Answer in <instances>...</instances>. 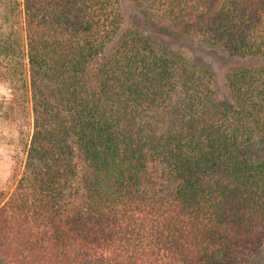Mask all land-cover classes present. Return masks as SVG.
I'll list each match as a JSON object with an SVG mask.
<instances>
[{"label":"trees","instance_id":"1","mask_svg":"<svg viewBox=\"0 0 264 264\" xmlns=\"http://www.w3.org/2000/svg\"><path fill=\"white\" fill-rule=\"evenodd\" d=\"M1 3L31 128L0 264H264V0Z\"/></svg>","mask_w":264,"mask_h":264},{"label":"rangeland","instance_id":"2","mask_svg":"<svg viewBox=\"0 0 264 264\" xmlns=\"http://www.w3.org/2000/svg\"><path fill=\"white\" fill-rule=\"evenodd\" d=\"M121 1L126 19L133 28L141 29L140 26L146 25L143 22L144 10L139 7L138 0ZM11 5L0 4V39L11 33L12 27L20 18L19 10L16 11ZM194 54L207 62L211 61L217 68V74L243 62L238 57L231 59L222 58V54L221 57L217 52L211 54L205 47H201L199 52L194 48ZM9 60L14 70L6 72L7 65L4 63L0 67V202L12 189L14 176L21 171L31 128L28 70L24 49L15 48ZM13 94H16V101L13 103V110H10L8 108Z\"/></svg>","mask_w":264,"mask_h":264}]
</instances>
